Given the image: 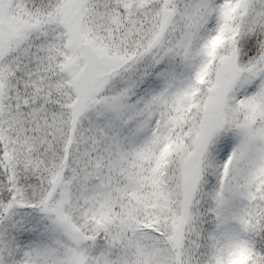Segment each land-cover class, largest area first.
Masks as SVG:
<instances>
[{"label": "snow or ice", "instance_id": "obj_1", "mask_svg": "<svg viewBox=\"0 0 264 264\" xmlns=\"http://www.w3.org/2000/svg\"><path fill=\"white\" fill-rule=\"evenodd\" d=\"M0 264H264V0H0Z\"/></svg>", "mask_w": 264, "mask_h": 264}]
</instances>
